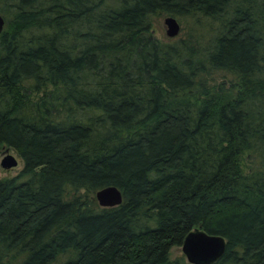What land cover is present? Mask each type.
<instances>
[{"label":"trees","instance_id":"16d2710c","mask_svg":"<svg viewBox=\"0 0 264 264\" xmlns=\"http://www.w3.org/2000/svg\"><path fill=\"white\" fill-rule=\"evenodd\" d=\"M160 12L188 39L153 36ZM0 264H264V0H0ZM6 21V20H5ZM248 160L246 171L242 159ZM115 186L120 204L85 194Z\"/></svg>","mask_w":264,"mask_h":264},{"label":"water","instance_id":"95a60500","mask_svg":"<svg viewBox=\"0 0 264 264\" xmlns=\"http://www.w3.org/2000/svg\"><path fill=\"white\" fill-rule=\"evenodd\" d=\"M5 24L4 17L0 14V34ZM166 34L176 36L180 25L175 17H165ZM0 164L5 169L17 165V159L10 153L2 157ZM95 199L102 207L115 206L121 203L122 195L115 186H106L95 193ZM225 250V239L220 235L208 234L196 227L186 234L181 244V251L189 264H211L215 262Z\"/></svg>","mask_w":264,"mask_h":264},{"label":"rangeland","instance_id":"374dc122","mask_svg":"<svg viewBox=\"0 0 264 264\" xmlns=\"http://www.w3.org/2000/svg\"><path fill=\"white\" fill-rule=\"evenodd\" d=\"M167 16H169L168 13L160 12L153 17L152 24H151V31H152L153 36L162 42L176 41L178 39H188L191 36H195L196 33H198L200 30L204 29L202 26H199L200 30L196 27V25L194 23L195 19L192 16L175 15L173 17H175L176 20L178 21V23L180 25V31L176 36L169 37L166 34V26L164 24V19ZM5 20L6 21H5L3 30L7 28V19H5ZM7 153L12 154L17 159V165L10 168V169H5L0 164V179L13 177V176L17 175L18 172L22 168V161H21L20 157L18 156V154L16 153V151L11 149V148H7L5 146H2L0 148V161H1L2 157L5 156ZM241 165L244 168V170L246 171L247 170L246 166H248V160L246 158L242 159ZM84 199L90 200V201H92V203H95L97 206L101 207L98 204L97 200L95 199L94 194L93 195L92 194H85ZM178 256H183L185 259V256L181 251V246L171 247L170 257L174 258V257H178Z\"/></svg>","mask_w":264,"mask_h":264}]
</instances>
